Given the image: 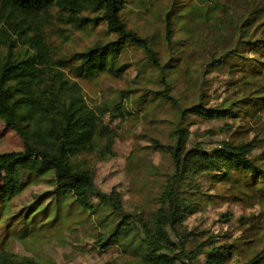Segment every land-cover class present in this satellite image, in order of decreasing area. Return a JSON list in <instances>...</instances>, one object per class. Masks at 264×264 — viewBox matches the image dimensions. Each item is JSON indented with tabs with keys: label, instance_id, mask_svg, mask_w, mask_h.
<instances>
[{
	"label": "trees",
	"instance_id": "1",
	"mask_svg": "<svg viewBox=\"0 0 264 264\" xmlns=\"http://www.w3.org/2000/svg\"><path fill=\"white\" fill-rule=\"evenodd\" d=\"M165 1L140 30L125 18L134 0H0V12L28 18L3 28L0 118L23 149L0 152V264H50L8 249L49 223L81 228L93 251H118L102 264H264V138L254 133L264 121V0ZM98 30L86 49L61 54V35ZM130 76L93 105L80 83ZM133 117L157 123L127 158L130 179L143 168L140 187L153 183L144 201L97 182L121 138L111 122ZM215 121L225 138L193 140V125Z\"/></svg>",
	"mask_w": 264,
	"mask_h": 264
},
{
	"label": "rangeland",
	"instance_id": "2",
	"mask_svg": "<svg viewBox=\"0 0 264 264\" xmlns=\"http://www.w3.org/2000/svg\"><path fill=\"white\" fill-rule=\"evenodd\" d=\"M164 1L165 0H134L133 3L128 5L125 18L131 26L144 30L146 28L145 26H149L151 22L155 20L154 13L162 7ZM137 13H140L141 15L148 13L149 16L141 18ZM14 17L15 15L9 14L8 12H0V58L5 57L7 52L6 48L8 41L3 30L4 26L7 28L10 26L11 28V23H13L14 28L18 31L28 22V18L26 17ZM103 33L104 30H98L95 33L76 32L71 35L70 42H65L64 35H61L57 40V42H59L61 54L69 55L70 53L84 50L97 41ZM65 34H71V32ZM132 78L133 76H130L125 80H113L108 77H102L95 82L80 81V83L85 90L89 103L93 105V103L100 104L103 102L105 97L103 94L104 91H109L110 88L116 90L125 88L132 84ZM222 91V81L220 82L217 79L213 81V84L211 85V93L215 95L213 102H216ZM166 113L167 109L159 111L158 118H161L159 120H166ZM106 119L109 121L108 117ZM111 126L118 132L121 138L115 143V150L112 156L99 162L97 182L99 186L106 191H110L114 186H119L120 184V189L127 190L133 188V192L138 195L136 198L138 199L137 201H144L150 196L153 183H149V186L143 189L140 187L142 183L146 181V177H143L142 173L144 170L143 168L140 169V175L137 176L139 177L137 180L130 179L127 171V158L129 157L133 146L147 145L149 138L146 137L144 133L148 134L150 132L149 128H153L155 132L157 123L151 124L148 119L140 121L138 118L133 117L125 121L115 119L111 122ZM214 126L220 127L222 126V122H202L198 125H193V140L202 141L207 145H211L212 142L225 138L223 133H215L212 129ZM164 127L165 125H161V128ZM254 133L259 134L260 138H264V121L259 124H254ZM160 139H163L162 135H160ZM22 149L23 142L20 137L14 131L7 129L0 118V152ZM146 152H149V150ZM152 158V155L146 153L144 164L149 165ZM162 158V155L159 153L154 154V163H162ZM134 181L137 183L136 186L133 184ZM45 189L46 186L44 185L32 186L25 193V198L30 200L34 194ZM140 191L142 192V195L138 194ZM130 196L131 194L128 197L130 198ZM223 208H225V206H223ZM230 209L236 214H241L242 211H247V209L241 204L231 205ZM251 211L252 210H248V212ZM65 212L74 215L77 213L76 208L74 207L65 209ZM72 219L76 218L73 216L71 217V220ZM42 230L43 231L41 232L40 230H37L34 236L26 237L22 243H18L17 241H14L15 239H12L8 245V249L14 250L18 253L39 257L50 264H102L118 254L116 249L107 252L91 250L92 241L89 239V236L85 235V231L81 230V228L71 231L59 223H49V225Z\"/></svg>",
	"mask_w": 264,
	"mask_h": 264
}]
</instances>
